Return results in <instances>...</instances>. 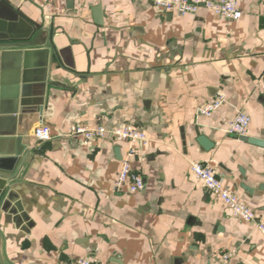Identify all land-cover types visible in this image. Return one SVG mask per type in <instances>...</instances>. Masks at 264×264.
<instances>
[{
  "label": "crops",
  "instance_id": "1",
  "mask_svg": "<svg viewBox=\"0 0 264 264\" xmlns=\"http://www.w3.org/2000/svg\"><path fill=\"white\" fill-rule=\"evenodd\" d=\"M235 1L241 17L228 20L150 0H0V51L48 50L27 71L0 59V136L12 138L0 147V264H211L226 252L232 264H264L255 222L189 170L213 159L264 216V0ZM219 94L223 104L200 114ZM237 111L250 117L241 136L226 133ZM40 122L50 139L34 136ZM121 122L147 137L134 148L144 178L135 194L113 187L126 142L89 149L66 135L72 124Z\"/></svg>",
  "mask_w": 264,
  "mask_h": 264
},
{
  "label": "built area",
  "instance_id": "2",
  "mask_svg": "<svg viewBox=\"0 0 264 264\" xmlns=\"http://www.w3.org/2000/svg\"><path fill=\"white\" fill-rule=\"evenodd\" d=\"M45 1H82L97 2L101 0H45ZM160 9L174 13L178 16L197 13L203 9L216 16H221L228 20H236L241 17V10L235 0H150ZM224 102L223 95H217L213 100L204 104L199 112L202 115L210 116L213 111L218 109ZM250 123V117L242 111H237L228 124L226 133L241 136L247 131ZM67 136L78 137L83 146L93 149L94 145L106 138L123 141L127 144L124 156L121 158V167L114 181L115 190L125 189L127 193L135 194L143 190L144 178L132 168V158L134 148L138 143H145L147 137L142 130L131 123L121 122L115 127L106 128L99 126H86L83 124H72L67 130ZM34 136L39 140L51 138L50 129L46 124L38 123L34 128ZM190 173L194 180L201 184L207 193L216 197L229 210V212L246 222H255L257 230L264 235V216L257 215L250 209L243 200L230 191L223 182L222 177L218 174L213 159L204 161H193L189 167ZM234 252L221 254L211 264H232ZM76 264H103L93 263L88 259L80 258L75 260Z\"/></svg>",
  "mask_w": 264,
  "mask_h": 264
},
{
  "label": "water",
  "instance_id": "3",
  "mask_svg": "<svg viewBox=\"0 0 264 264\" xmlns=\"http://www.w3.org/2000/svg\"><path fill=\"white\" fill-rule=\"evenodd\" d=\"M1 2L6 4V2H4V1H1ZM69 2H72V1H69ZM95 11H96V14L99 15L100 6H96ZM99 18H100V16H99ZM36 45L34 44V46H36ZM32 46H33V44L26 43V44H21L20 46H18V49H13V50H8V51H5V50L0 51V59L2 61L1 66L4 67L6 61L8 62V61L12 60L13 65L17 66L16 68H19L22 65L23 69L25 71H27L26 69L29 67V65L31 64L32 59L34 57H36V56L37 57H42V56L46 57L47 53H48L47 49H41V48L32 47ZM47 63L48 62L45 58L44 59L41 58L40 61L38 62V65H39V67H41L42 71H44V69L46 68ZM44 81L45 80H42V85L45 84V83H43ZM7 140H12V138H8V137L6 138V137L0 136V147ZM199 141L201 142V144L205 148H207L209 146V143L207 142L206 138H203L201 136ZM9 172H12V171H9Z\"/></svg>",
  "mask_w": 264,
  "mask_h": 264
}]
</instances>
